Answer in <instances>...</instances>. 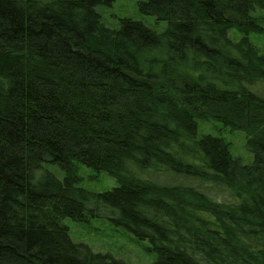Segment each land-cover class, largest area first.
<instances>
[{"label": "trees", "instance_id": "1", "mask_svg": "<svg viewBox=\"0 0 264 264\" xmlns=\"http://www.w3.org/2000/svg\"><path fill=\"white\" fill-rule=\"evenodd\" d=\"M112 1L0 0V264H132L65 223L103 217L152 264H264V50L229 34L262 30L264 0L141 1L162 32L107 26ZM200 118L247 131L252 162Z\"/></svg>", "mask_w": 264, "mask_h": 264}, {"label": "rangeland", "instance_id": "2", "mask_svg": "<svg viewBox=\"0 0 264 264\" xmlns=\"http://www.w3.org/2000/svg\"><path fill=\"white\" fill-rule=\"evenodd\" d=\"M143 0H113L110 5L101 4L97 6L103 23L111 28H118L120 21L131 18L142 21L157 32H162L167 22L158 20L153 15L141 12L140 2ZM263 19L262 30L245 31L239 28H230L229 34L233 39H239L247 35L250 41L261 51L264 50V10L256 13ZM198 122V135L211 134L220 136L228 144L229 150L234 157L241 159L245 164L252 162V154L246 148L247 131L233 129L225 126L222 122L213 119L200 118ZM75 171L82 186L93 191H105L112 189L116 182L106 172L75 164ZM60 178L63 177L57 167L50 166ZM69 226L71 238L75 242H83L97 252L109 253L118 259H123L132 264H152L156 254L151 251L148 240H138L125 228L116 225L109 218H90L84 222H76L66 219Z\"/></svg>", "mask_w": 264, "mask_h": 264}]
</instances>
